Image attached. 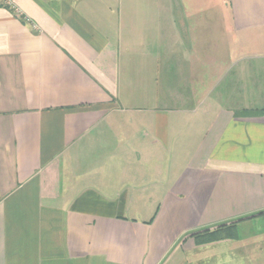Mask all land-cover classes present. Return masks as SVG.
<instances>
[{"label":"crops","instance_id":"1","mask_svg":"<svg viewBox=\"0 0 264 264\" xmlns=\"http://www.w3.org/2000/svg\"><path fill=\"white\" fill-rule=\"evenodd\" d=\"M0 1V264H264V0Z\"/></svg>","mask_w":264,"mask_h":264},{"label":"built area","instance_id":"2","mask_svg":"<svg viewBox=\"0 0 264 264\" xmlns=\"http://www.w3.org/2000/svg\"><path fill=\"white\" fill-rule=\"evenodd\" d=\"M0 1L4 6L14 9L17 15H21L19 9L16 6L15 0H0Z\"/></svg>","mask_w":264,"mask_h":264},{"label":"rangeland","instance_id":"3","mask_svg":"<svg viewBox=\"0 0 264 264\" xmlns=\"http://www.w3.org/2000/svg\"><path fill=\"white\" fill-rule=\"evenodd\" d=\"M264 50V45H262L261 47L259 45H257L255 48H250L251 52L254 51H263Z\"/></svg>","mask_w":264,"mask_h":264}]
</instances>
